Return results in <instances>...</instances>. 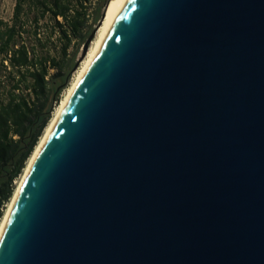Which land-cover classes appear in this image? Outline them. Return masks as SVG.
Returning a JSON list of instances; mask_svg holds the SVG:
<instances>
[{
  "label": "water",
  "instance_id": "1",
  "mask_svg": "<svg viewBox=\"0 0 264 264\" xmlns=\"http://www.w3.org/2000/svg\"><path fill=\"white\" fill-rule=\"evenodd\" d=\"M0 264H264V0H127Z\"/></svg>",
  "mask_w": 264,
  "mask_h": 264
},
{
  "label": "trees",
  "instance_id": "2",
  "mask_svg": "<svg viewBox=\"0 0 264 264\" xmlns=\"http://www.w3.org/2000/svg\"><path fill=\"white\" fill-rule=\"evenodd\" d=\"M89 1L16 0L12 22L0 19V221L68 86L72 61L38 49L41 22L52 20L70 42L86 26Z\"/></svg>",
  "mask_w": 264,
  "mask_h": 264
},
{
  "label": "rangeland",
  "instance_id": "3",
  "mask_svg": "<svg viewBox=\"0 0 264 264\" xmlns=\"http://www.w3.org/2000/svg\"><path fill=\"white\" fill-rule=\"evenodd\" d=\"M109 1L110 0L89 1L86 12V26L83 29V32L78 35V37H72L70 42L61 38L59 29L52 20L46 18L41 22V29L43 34L41 36V43L38 44V49L41 50L42 53H48L51 57H55L58 60L72 61V65L67 71L68 86L61 93L60 101L67 93L68 88L71 86L78 71L84 64L89 54L90 48L92 46L91 44L95 38L97 27L99 26L102 14ZM15 4L16 0H0V19L4 20L5 22L11 23ZM91 37L92 40L88 43ZM65 46L66 52H64ZM56 72L57 70H51V74H55ZM56 109L57 106L55 108V111ZM55 111L53 113V116L55 114ZM19 180L20 178L18 179V181H16V186Z\"/></svg>",
  "mask_w": 264,
  "mask_h": 264
},
{
  "label": "bare ground",
  "instance_id": "4",
  "mask_svg": "<svg viewBox=\"0 0 264 264\" xmlns=\"http://www.w3.org/2000/svg\"><path fill=\"white\" fill-rule=\"evenodd\" d=\"M127 0H110L107 4V7L105 9L104 17L100 23V25L97 27L95 38L92 42V46L90 48L89 54L78 71L74 81L72 82L71 86L68 88L67 93L60 101L59 105L57 106V109L55 111V114L52 118V120L49 122L48 126L46 127L42 137L40 138L35 150L33 151L31 157L29 158L26 167L20 177L19 182L17 183V186L14 190L13 196L9 203L6 206L5 212L3 214V217L0 221V240L1 237L7 227V224L9 222V219L11 217L14 205L16 203V200L19 196V193L23 187V184L28 177L31 169L33 168L38 156L40 155L47 139L49 138L55 124L57 123L60 115L62 114L64 108L66 107L68 101L70 100L73 92L75 91L76 87L78 86L79 82L85 75V73L88 71L90 65L92 64L97 52L99 51L102 43L104 42L107 35L110 33L115 21L117 20L121 10L123 9L125 3Z\"/></svg>",
  "mask_w": 264,
  "mask_h": 264
}]
</instances>
